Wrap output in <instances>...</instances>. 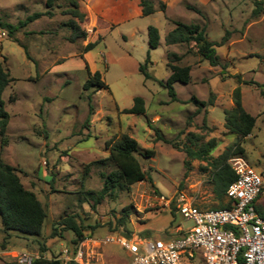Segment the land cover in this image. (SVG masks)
Instances as JSON below:
<instances>
[{"label":"rangeland","instance_id":"obj_1","mask_svg":"<svg viewBox=\"0 0 264 264\" xmlns=\"http://www.w3.org/2000/svg\"><path fill=\"white\" fill-rule=\"evenodd\" d=\"M149 1L156 12L133 14L129 7L126 12L132 11V16L126 20L121 19L123 12L105 13L94 34L89 13L93 7L100 11L99 0H53L51 7L48 0H0V20L12 24L35 12H50L15 32L30 57L22 45L0 30V61L14 78L3 92L10 120L8 145L2 146L0 137V156L18 170L25 187L37 194L48 211L39 237L8 236L0 217V264H22L19 254L40 255L42 245L46 248L43 256L59 257L75 234L63 230L62 235L52 236V231L55 223L68 216L84 226V239L93 240L130 231L153 241H168L180 236V230L191 228L193 222L172 204L166 206L161 197L170 199L182 192L202 209L220 205L214 194L212 166L189 156L188 149L216 138L211 156L217 157L236 142L224 121L239 85L243 106L257 118L252 134L243 142L242 156L264 177V60L260 57L264 13L254 16V0ZM74 3L87 13L81 25L92 29L89 38L98 40L86 57L87 38L69 40L72 16L67 9ZM160 3L166 4L165 11L160 10ZM194 24L205 28L209 41L227 37L223 45L215 47L218 65H211L193 41H181L189 33L186 27ZM151 25L160 32L155 49L149 45ZM148 54L149 78L139 71ZM168 63L191 67L189 83H174L176 101L162 83L170 76ZM88 70L100 71L109 88L84 89ZM238 75L259 85L239 83ZM135 97L144 99L145 113L123 112L134 105ZM192 97L207 105L198 110ZM123 133L139 142L136 156L151 180L116 188L95 204L104 176L115 168L108 160L106 143ZM146 150L153 155L146 156ZM255 204L264 210V193ZM127 207V225L114 231ZM92 247L91 264H127L131 260L119 245L92 242ZM195 256L190 264H205L198 251Z\"/></svg>","mask_w":264,"mask_h":264},{"label":"trees","instance_id":"obj_2","mask_svg":"<svg viewBox=\"0 0 264 264\" xmlns=\"http://www.w3.org/2000/svg\"><path fill=\"white\" fill-rule=\"evenodd\" d=\"M255 9L253 11L254 16L258 17L264 13V0H254ZM53 0H48L47 5L52 6ZM142 12L144 15L152 14L157 11L154 3L149 0H141ZM160 10L165 11L166 4L160 3ZM68 13L72 18L68 24L72 29V33L69 36L71 42L77 39H86L88 31L82 27L87 17V13L79 8V4L74 3L73 8H68ZM50 14L49 11L45 13L35 12L29 15L25 20L20 21L18 24H12L0 20V30L7 32L8 36L15 42L22 45L28 56V48L22 44L19 39L15 37V32L26 26L29 22L36 20L42 15ZM189 31L188 35L182 37L181 41L191 42L196 44L198 52L209 61L213 66L219 64V57L217 55L216 46L223 45L227 37H223L220 42L209 41L206 36L205 28L199 24H194L186 27ZM149 45L155 49L160 44V32L156 26L148 27ZM172 36V33H170ZM172 42L176 41L174 37ZM97 41H90L84 46V51L88 52L92 50ZM176 58L177 55H174ZM260 57L264 60V52ZM151 62L150 54L147 55L146 61L141 63L139 71L145 74L147 78L150 77V73L147 70L148 64ZM170 69V76L166 82H162L168 89L169 95L173 101L177 100V95L174 87L175 82L189 83L191 79V67L180 66L178 64L168 63ZM239 83L245 84H258L256 81L242 80L241 76H237ZM14 80L11 76L9 69L4 65L3 61H0V137L2 146L8 145L7 129L10 120V114L5 110V102L3 100V92L5 88ZM84 89L95 88V90L108 89V84L102 79L100 71L91 72L88 70V78L84 82ZM13 99V96H11ZM192 100L199 105L198 110L206 106L207 103L200 101L196 97H192ZM210 103H213L210 100ZM233 103L234 106L231 109L225 111V128L236 136V142L227 146L217 157H212V152L217 147V139L212 138L209 141L201 144L196 149H188V155L195 159H201L208 161V164L213 168V184L214 194L221 201L220 205L215 208H230L232 201L224 200L229 185L235 180L236 174L231 166L230 159L236 155H242L244 153L243 142L245 138L252 134L255 124L256 116L248 112L243 106L242 91L240 85L233 91ZM146 111L145 101L142 97L134 98V105L131 108L124 109L125 113L143 114ZM93 113V106L90 105L89 114ZM90 116L86 119L89 121ZM159 138L160 135H157ZM107 148L110 151L108 160L115 164V168L108 175L104 176V186L95 198V204L100 203L106 194H111L116 188H129L131 185L143 181L151 180V177L147 175V172L143 169V166L136 156L139 151V142L131 137L129 134L123 133L118 138L110 140L106 143ZM146 156H152L153 151L146 150ZM258 199V198H257ZM174 206V205H173ZM256 206V204H255ZM174 209L176 207L174 206ZM258 213L264 219V210H259L256 206ZM130 214L129 208H125V214L118 219V224L114 227V231L119 227L127 225V219ZM0 217L3 225V230L6 234L29 237H39L42 234L43 225L48 217V211L45 205L40 201L37 194L25 187L19 176L18 170L4 161L0 156ZM63 230H71L74 232L75 237L67 244L72 247L78 244L86 236L84 234V226L78 223L73 216L64 217L55 223L52 231V236L62 235ZM116 234V233H112ZM127 237H131L130 231L126 233ZM183 231H180V235ZM141 237L147 238V236L141 234ZM40 257L36 258L32 264H61L57 259H49L43 256V252L46 251L44 245L40 247Z\"/></svg>","mask_w":264,"mask_h":264},{"label":"built area","instance_id":"obj_3","mask_svg":"<svg viewBox=\"0 0 264 264\" xmlns=\"http://www.w3.org/2000/svg\"><path fill=\"white\" fill-rule=\"evenodd\" d=\"M236 174L229 185L226 197L230 208L198 207L194 199L178 193L161 200L176 207L193 226L168 241H153L139 235L127 237L109 234L101 239L85 238L78 244L65 246L57 259L61 264H91L92 242L99 245L116 244L124 249L131 260L127 264H190L195 252L205 264H264V219L258 213L255 201L264 193V177L242 156L230 159ZM40 255L22 253L18 260L32 264Z\"/></svg>","mask_w":264,"mask_h":264},{"label":"crops","instance_id":"obj_4","mask_svg":"<svg viewBox=\"0 0 264 264\" xmlns=\"http://www.w3.org/2000/svg\"><path fill=\"white\" fill-rule=\"evenodd\" d=\"M90 2V0H88ZM101 2V3H100ZM99 7H100V11L97 12L96 10L94 11V7H93V13H89L90 14V19L92 20V28H95V32L94 34L98 33V24H99V19L101 15H104L105 13L109 16L110 13L112 12H123L121 19L126 20L129 17L132 16L131 12H126L129 11V7L133 8V14H142V7L140 5L139 0H99ZM90 4V3H89ZM88 8H91V6H88ZM88 32H90L92 29L84 27ZM90 35L88 34L87 36V40H84V46L90 42V41H94L93 39L89 38ZM100 36H98L99 38ZM97 38V39H98ZM89 51L85 52L83 55L84 57L88 56ZM95 71V70H93ZM250 136V135H249Z\"/></svg>","mask_w":264,"mask_h":264}]
</instances>
